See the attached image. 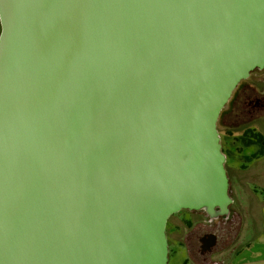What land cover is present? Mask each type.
<instances>
[{
	"label": "water",
	"instance_id": "1",
	"mask_svg": "<svg viewBox=\"0 0 264 264\" xmlns=\"http://www.w3.org/2000/svg\"><path fill=\"white\" fill-rule=\"evenodd\" d=\"M264 68V0H0V264H168L233 202L219 115Z\"/></svg>",
	"mask_w": 264,
	"mask_h": 264
},
{
	"label": "rangeland",
	"instance_id": "2",
	"mask_svg": "<svg viewBox=\"0 0 264 264\" xmlns=\"http://www.w3.org/2000/svg\"><path fill=\"white\" fill-rule=\"evenodd\" d=\"M233 111L231 103L223 112L224 117L218 121V128L226 156L227 172L232 183L231 192L234 198L232 207L240 208L243 226L237 252L227 254L225 262L264 264V157L261 163L254 161L264 156V116L260 119L258 117L238 119L235 116L234 119L228 120L230 116L228 113L232 114ZM225 131L229 133H224ZM259 163L260 166L256 168ZM240 164L247 165L243 167L242 172L231 166L237 168ZM184 217L188 215L181 210L170 215L166 224L168 264H191L187 263L188 251L182 243L183 235L188 230Z\"/></svg>",
	"mask_w": 264,
	"mask_h": 264
},
{
	"label": "flooded vegetation",
	"instance_id": "3",
	"mask_svg": "<svg viewBox=\"0 0 264 264\" xmlns=\"http://www.w3.org/2000/svg\"><path fill=\"white\" fill-rule=\"evenodd\" d=\"M262 73H264V68L254 69L248 77L237 84L222 109L218 121L224 117L223 112L231 103L234 111L232 114L228 113L230 115L228 120L234 119L235 116L238 119L240 117H258L260 119L261 116H264V75H261ZM231 188L230 180V193L232 195ZM233 203L234 198L229 205L227 214H220L216 217H211L202 211L184 210L185 214L188 215V217L183 218L188 230L183 235L182 243L188 251L187 263L226 264V255L237 252L243 221L240 208L232 207Z\"/></svg>",
	"mask_w": 264,
	"mask_h": 264
},
{
	"label": "crops",
	"instance_id": "4",
	"mask_svg": "<svg viewBox=\"0 0 264 264\" xmlns=\"http://www.w3.org/2000/svg\"><path fill=\"white\" fill-rule=\"evenodd\" d=\"M246 126H247V125H246ZM248 126H249V125H248ZM251 127H254V126L251 125ZM251 127H250V128H251ZM222 133H223V131H222ZM224 133H229V131H228V132L225 131ZM262 157H264V156L262 155V156L256 158L254 161H255V162H260V163H261V162L263 161V158H262ZM263 162H264V161H263ZM260 163H259V165L256 166V168L260 166ZM231 166L234 167L235 169H237V171L240 170V172H242V171H244V168H243V167H246L247 165H245V164H240L239 167H237V168H236L235 166H233V165H231Z\"/></svg>",
	"mask_w": 264,
	"mask_h": 264
}]
</instances>
